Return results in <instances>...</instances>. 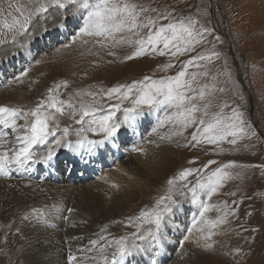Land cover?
<instances>
[{"label":"rangeland","instance_id":"rangeland-1","mask_svg":"<svg viewBox=\"0 0 264 264\" xmlns=\"http://www.w3.org/2000/svg\"><path fill=\"white\" fill-rule=\"evenodd\" d=\"M61 2L65 3V7H59L52 3V0H0V62L7 54L13 59V63L9 65L11 69L6 68L8 63L7 65L3 63L6 69L3 70L5 79L0 82L1 100L15 108L29 111L42 101L47 104L48 97L54 96L57 101L65 105L70 103L77 109L75 115L67 107L62 114L56 113L55 109L46 107L41 109L53 115L50 127L55 128L56 134L60 136L67 128L68 135L65 138L69 136L103 138V134L90 131L77 134V130L82 127L76 123L82 104L99 109L96 113L98 117L114 111V120H123L121 114L124 113V108L132 106L131 100L120 101L115 96L108 97L109 89L137 81L149 83L150 81L144 80L145 77L151 80H167L186 68V80L191 79L192 73H196V78L192 81L195 91L186 93L196 97L192 103L197 105L199 111L194 113V118L197 120L203 118L207 121L219 113L227 122V118L232 117L235 110L242 114L241 119L245 128V134L237 137L235 145L229 143L232 139L230 136L215 144H209L199 134L201 142L196 143L192 140V134L197 130L196 125L185 128L177 122L169 121L166 117L175 113L177 109L170 105L158 107L161 122L152 142L158 147L161 146L160 149L163 151L151 149L147 155L151 175L148 172L144 179L142 177L143 182L138 187L135 186L130 195L119 194L120 200L116 204L112 203L110 217L100 225L101 232L98 231L95 235V248L89 249L92 251L95 249L93 252H96L99 251L97 250L99 247L102 253H98L105 254L107 264H110L113 247L109 244L113 242L115 233L120 237H127L126 243L139 241L141 238H135L133 233L140 235L141 230L152 224L137 219L141 211L154 209L162 197L169 195L176 203L164 199L160 207L168 205L173 209L181 202L191 201V193H187L186 196L179 195L180 191L187 192L185 185L191 187L198 175L206 178L215 169L222 168L229 175L221 181L211 197L201 193L198 201L200 204L203 202L209 205L208 210L218 216L221 222L216 229L224 236L222 242L218 241V238L212 243L209 242L211 246L205 249L206 261L208 264H264V5L255 6L251 0H118L119 3L137 6L138 23H147L151 18L158 27L166 26L168 23L187 24L194 21V35L201 28L210 30L204 33L202 42L195 44L194 50L183 55L173 57L165 50V54L161 56L159 51H151L146 45L142 55L128 60L126 57L133 55L139 48L136 41L147 37L148 28L118 32L114 38L83 35L80 28L84 23L82 16L87 15L86 11L81 13L78 5L68 4L66 0ZM92 2L97 3L99 0ZM9 3L12 7L8 6ZM41 4L47 11H37ZM17 7L21 8L23 15L16 11ZM73 11H78L79 14L71 17ZM53 13L57 14L56 17ZM163 16L168 18H161ZM13 17L21 22L25 17H29L28 30L22 32L19 25L11 30L4 27L5 22L13 23ZM59 19L62 23L65 21L66 25L63 39L56 40L52 45L40 48L39 52L35 53L37 51L35 42L39 38L49 39L51 32L46 27L55 28ZM152 30L155 31V27ZM40 32L42 35H37ZM27 41H30L31 46H26ZM157 48L163 50V45L160 44ZM28 50L31 59L26 62L25 53ZM213 53H219V56H214ZM197 55L210 59L194 61L199 67L188 66L186 62ZM167 65L172 66L166 67ZM200 91L205 93L202 99L198 95ZM117 103L121 104L119 110L113 107ZM146 109L147 106H144L143 110ZM205 111L208 113L207 116L204 115ZM23 123V119L17 121V124ZM168 124H172L173 129L166 130ZM83 127L87 128V123ZM123 128L124 125L119 132ZM122 145L125 147L110 162L108 156L104 155L108 153L109 147L103 149L99 160L94 158V150L91 154L86 150L79 153V158L74 161L92 163V167L101 164L100 168H90L93 171L90 174L83 165L73 167L67 153L57 155L60 157L59 172L62 173L60 179L51 184L62 186L69 184L84 189L99 182L102 177L111 175V171L119 164L130 166V163L126 162L135 151L134 144L126 146L124 142ZM36 147L38 148V145ZM39 156L41 160H45L42 154ZM210 161L215 163H209ZM32 163L29 161L30 166L26 168L25 173L29 174L31 169L34 170L33 165L37 167L36 170L48 168V163L41 168L38 167L42 166L41 161L36 165H31ZM226 164L229 167L224 168ZM185 169H200V173L194 172L184 180L180 178V174ZM36 173L39 174V171ZM42 174L46 176L44 172ZM169 180L175 181L174 187L168 184ZM35 182L44 181L28 179L26 185L31 187L32 183L36 184ZM74 196L75 192L72 198L70 196L69 202L62 197L56 203H52L50 207L53 212L47 223L38 224L47 228H58L61 232L66 231L71 213L81 216V211L78 213L72 206ZM48 198L53 199L52 196ZM37 214L46 217L43 212L37 211ZM54 217H57L56 222L59 219L66 225L64 229L60 221L54 223ZM87 220L90 221L88 218ZM77 224L80 225V221ZM70 225L71 228L74 226ZM85 225L88 226L87 223ZM27 234L24 228L17 225L15 215L0 219V264H34L26 257L24 242L27 240ZM35 234L36 232H32L31 235L35 237ZM42 234L48 235L44 232ZM75 234L78 233L71 234L73 239H76ZM64 236L66 237L65 234ZM85 243L87 248L88 242ZM171 247L172 250L168 248V252L162 256V264H172L178 259L176 248ZM140 251H136V247L133 248L134 257L132 256L126 264H137L136 254ZM105 258L93 260L98 264H106ZM41 259L37 264H47L46 257ZM143 260V264H150L149 261ZM195 261L197 259L193 262Z\"/></svg>","mask_w":264,"mask_h":264},{"label":"bare ground","instance_id":"bare-ground-1","mask_svg":"<svg viewBox=\"0 0 264 264\" xmlns=\"http://www.w3.org/2000/svg\"><path fill=\"white\" fill-rule=\"evenodd\" d=\"M251 1H253L254 5L258 7L264 5V0ZM78 14V11H73L71 17ZM56 15L54 14V17H56ZM64 24L65 21L62 23V20L59 19L56 21L55 28H53V26L46 27L48 28L47 30L51 32L49 34V39L43 40V38H39V40L35 42V48L37 49L35 53H38L40 48H46L52 45L54 41L63 39V31H65L64 28H66V25ZM36 27L37 25L35 24L34 28ZM40 33L36 34L40 36L42 35V33ZM29 42L30 41H27L26 43V46L28 47L31 46ZM29 51L30 50L25 53L26 62L31 59V53H29ZM35 53H32V55ZM3 63L6 65L8 63V67H5H10L11 69V66L9 65L13 63L12 56L7 54L2 59V62H0V82L5 79L3 70L6 68H4ZM11 71L14 72L13 70ZM1 99L2 98H0V107L15 108ZM121 115L124 117V113ZM17 121H19V119ZM160 122L161 116L159 108L152 111H149L148 109L142 110L141 116L137 118L132 126L124 125V128L118 132L116 137H114L111 141H106L103 146L93 149L94 158L99 160L103 149L109 147L108 153L104 154L105 156H108L109 162L113 161L114 157L120 154L121 149L125 147L122 145L124 142L126 146L134 144L133 148L135 151L126 162L130 163V166L119 164L116 169L111 171V175L108 177H102L99 182H95L84 189H78L69 184L63 186L59 184H51L60 179L62 173L59 172L61 169L58 166L60 157H57V155L60 156L61 153H67L71 161L70 164L73 167L76 168V165H83L87 168L88 174H90L93 172L90 168H100L101 164L92 167V163L83 164L78 160H74L79 158V153H82L85 150L86 152H89L87 140H103L104 137L85 138L86 146L77 151L75 147L76 142L84 137L75 138L69 136L65 138L62 133L60 136L56 134L54 137H49L48 144L38 145V148L34 146L33 148V160L30 161L33 163L31 165H36L41 161L43 164L38 167L41 168L45 165V163H48V168L36 170L34 166V170L31 169L28 174L24 172L25 168L30 166L28 162L24 168H20L19 170H17L16 165H12L7 176L0 175V219L15 215L17 217V225L24 228L28 232V237L24 242V246L27 252L26 257L31 263L33 262L34 264H37L42 257H46L48 259L47 264H69L67 260L69 255L77 257V259L72 261L71 264H98V262H95L93 258L104 260L103 258H105L106 255L99 254L102 253L99 247L97 248L99 251L96 252H93L95 249H93V251L92 249H89V247L95 248V245L90 243V241H94L96 239L95 235H97L96 233L98 231L101 232L99 227L110 217V210L113 208L112 203L116 204V202L120 200L119 194L124 196L130 195V192L135 189L134 187H138L139 184L143 182L142 177L144 179V177L147 176L150 170L148 167L149 165L147 164V155L152 151L151 149L156 148V151H163V149H160L161 146L158 147L155 142H152L155 139ZM173 127L174 126L172 124H168L166 130L173 129ZM5 132L7 133V136L2 135ZM18 134L23 133L20 131L13 132L11 129H5L3 126H0V142L4 140L8 141V143L3 144V146L0 147V152L6 151L9 148L19 147L15 141V137ZM56 140H61L63 144L71 142L72 146L61 147L60 145H56ZM49 148L55 149L52 159L41 160L39 154H42L44 158L47 157ZM39 150H41V152H39ZM9 155L11 156L12 153L9 152ZM37 159L40 160L34 161ZM93 164L95 165L96 163ZM53 167H55L54 170ZM57 167L59 170L56 169ZM37 171H39V174L36 173ZM42 172H44L46 176H44ZM35 173L38 175L37 177L35 176ZM149 174L151 175L150 172ZM110 176H112V179H110ZM28 179L44 182H35L36 184L32 183V186L29 187L26 185V181H28ZM74 192L75 196L72 199V206H74V209L78 213L81 211L82 214L80 213V215L82 217H79V214L74 215V212H72L69 222L66 224L68 225V228L64 232H61L58 228H47L46 226L38 224L47 223L48 218L53 212V209L50 207L52 203H56L62 197L69 202ZM50 196L53 197L52 200L48 198ZM62 202L64 204V201ZM37 211L43 212L46 214V217H44L43 214H37ZM201 211L202 208L199 202L195 204L190 201L181 202L173 208L171 213L164 215V219L161 221L159 230H157L154 223L148 226V228L141 230L143 238H139V241H131L128 243L129 245L135 244L137 246L136 251L141 250L138 254H136L138 260L137 264H143V259L149 261L150 264H153V261H156L157 264H162V256L168 252V248L172 250L171 246L176 248V254L178 256V259L174 260L175 263L173 262L172 264H208V261H206L207 252H205V249H207L208 246H211L209 244L210 241L212 243L217 238L218 241L222 242L224 236L216 229L221 222L218 216L207 210L204 212L203 217H201ZM87 218L90 219V221L87 220ZM54 219V223L56 224L60 221L58 219L56 222L57 217H54ZM79 221L80 225L77 224ZM59 223L62 226V229H64L66 225H64L62 221ZM85 223H87L88 226H84ZM70 224H73L74 226L71 228ZM189 229H191V231H189ZM32 232H36L35 237L31 235ZM43 232L48 235L44 236L42 234ZM73 232L78 233L74 236L76 239H73L71 235ZM149 233H152L155 238H153V235H149ZM185 237H187V239H185ZM119 238L120 236L115 233L113 242H110L109 244L113 247L111 250V256L116 251L117 246L115 241ZM85 241L88 242L87 248L85 247ZM180 244L183 245L180 246ZM132 252L125 257L123 264H126L129 260H131L132 256L134 257ZM157 255L159 256L157 257ZM108 258H110V256ZM196 259L198 262H193Z\"/></svg>","mask_w":264,"mask_h":264},{"label":"snow or ice","instance_id":"snow-or-ice-1","mask_svg":"<svg viewBox=\"0 0 264 264\" xmlns=\"http://www.w3.org/2000/svg\"><path fill=\"white\" fill-rule=\"evenodd\" d=\"M68 4L78 5L81 13H87L84 19L83 26L80 28V33L87 36L114 38L115 34L122 31H133L139 28H148L149 33L146 38H140L136 41L139 44V48L133 55H129L126 58L128 60L134 59L137 56L142 55L145 52V46L149 47L151 51H159V54L163 56L165 50H167L171 56L177 57L183 55L185 52L194 50L195 44L200 43L203 40L204 33L209 32L207 28H201L193 32L194 21H189L187 24L180 23H168L166 26H156L155 21L149 18L147 23H138V17L136 12V5L128 3H119L118 0H99L97 3H93L92 0H66ZM52 3L57 4L59 7H65V3L61 0H52ZM12 7L11 3L8 5ZM16 11L23 15L20 7L16 8ZM37 11L45 12L47 8L41 4ZM144 11V9H141ZM11 15V14H9ZM167 19V16L161 17ZM19 25V30L26 32L29 27V17H25L21 22L19 19L13 17V23L8 24L5 22L4 27L10 30ZM155 27V31L152 29ZM139 34L138 32L136 33ZM199 37V39H197ZM219 39V37H217ZM123 42V38L121 39ZM163 45V50L157 48L158 45ZM214 56H219V53H213ZM210 59L203 55H197L196 57L189 59L186 64L188 66L199 67L195 64L196 60ZM167 65L166 67H171ZM186 68L180 70L174 77H170L167 80H151L149 77H145L143 81L133 82L130 85H119L113 87L107 91L108 97L115 96L120 101L131 100V107L124 108V119L120 121L114 120L115 112L110 111L107 115L97 116L96 113L99 109L90 105H81L79 109V119L76 120L77 124L82 125L77 130L79 135L82 132L90 131L97 134H103V140H87L88 151L91 154L93 149L103 146L106 141H111L118 134L122 125L132 126L138 117L141 116L144 106H147L149 111H152L162 105H170L177 111L166 117L169 121H174L187 128L192 125L197 126L196 132L192 134V140L196 143H200L198 134L203 137L209 144H215L218 141L224 140L226 137H232L229 143L235 145L237 143V137L245 134V128L243 127L244 121L241 119L242 114L233 110L232 117L227 118V122L223 116L219 113L215 114L210 120L200 118L199 120L194 118V113L199 111L196 104L192 103L196 99L195 96L187 95V92H193L195 89L192 87V81L196 78V73H192L191 79L186 80ZM66 86V85H65ZM52 91L51 89L49 90ZM223 91V89H221ZM94 95V94H90ZM202 99L205 95L203 91L198 93ZM59 105V106H58ZM55 109L56 113H63L65 107L70 108L73 115L76 114L77 109L72 104H63V102L57 101L54 96L48 97V103L43 101L34 109L24 111L18 108L0 107V126L5 129H11L13 132L20 131L23 134H18L15 137L16 143L19 147L9 148L6 151L0 152V175L7 176L11 170L12 165H16L17 170L24 168L29 161L33 160V148L37 145H46L49 143V137L55 136V128L50 127V121L54 119L53 115L46 111H41L42 108ZM116 110L121 107L120 103L113 105ZM207 108V105L204 106ZM227 107V105H225ZM204 115L208 113L205 111ZM31 118V119H30ZM86 118H89L86 120ZM18 119H23V124H17ZM87 123L88 127L84 128L83 125ZM202 126V131H201ZM2 135L7 136V133ZM63 135H68V129L63 130ZM8 143L7 140L0 142V147L3 144ZM56 145L71 147V142L63 144L61 140L55 141ZM85 138L76 142L77 151L80 148H84ZM55 149L49 148L48 155L44 159L51 160ZM9 152L12 155H9ZM209 163H215L210 161ZM229 165H224V168ZM25 170H27L25 168ZM199 174L200 169H185L180 178L186 180L187 177L193 175V173ZM229 174L224 172L222 168H217L212 171L211 175L206 178L197 176L196 182L191 187L185 185L187 192L180 191L179 195L186 196L187 193H191V203L195 204L200 201V194L203 193L209 197L216 192L217 187L220 186L221 181ZM168 184L174 187L175 181L169 180ZM234 194V193H233ZM167 199L173 203H176L172 199V196L162 197L161 201ZM161 201L157 202V206L150 211H141L138 220L144 223H154L157 230L161 226V221L164 219L165 213H171L173 209L168 205L160 207ZM201 217L204 212L208 210V205L201 202ZM71 211V210H69ZM227 215V213H226ZM195 223V222H194ZM214 226V225H213ZM191 231V229H189ZM149 235H153L149 233ZM135 238H143L142 234L138 235L133 233ZM153 238L154 235H153ZM187 239V237H185ZM127 237H120L115 241L116 251L113 253L110 264H123L126 256H128L133 248L137 247L135 244L129 245L126 243ZM95 244L96 241H90ZM210 247V246H209ZM77 259L74 255H69L67 260L69 264ZM106 264H107V258ZM153 264H157L153 261Z\"/></svg>","mask_w":264,"mask_h":264}]
</instances>
